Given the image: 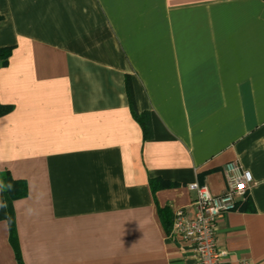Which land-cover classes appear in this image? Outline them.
Here are the masks:
<instances>
[{"label": "crops", "instance_id": "crops-1", "mask_svg": "<svg viewBox=\"0 0 264 264\" xmlns=\"http://www.w3.org/2000/svg\"><path fill=\"white\" fill-rule=\"evenodd\" d=\"M0 48V175L25 186L0 264H195L173 215L230 162L252 183L222 264H264V0H0Z\"/></svg>", "mask_w": 264, "mask_h": 264}, {"label": "built area", "instance_id": "built-area-1", "mask_svg": "<svg viewBox=\"0 0 264 264\" xmlns=\"http://www.w3.org/2000/svg\"><path fill=\"white\" fill-rule=\"evenodd\" d=\"M226 183L225 193L213 196L206 186L191 184L190 192L196 196L194 218L188 219L183 209L173 215L172 231L182 242L191 243L195 264H222L226 253L218 248L216 241V221L219 216L232 211L238 199H242L251 183L252 177L238 163L230 162L223 168ZM240 264H250L240 262Z\"/></svg>", "mask_w": 264, "mask_h": 264}, {"label": "trees", "instance_id": "trees-1", "mask_svg": "<svg viewBox=\"0 0 264 264\" xmlns=\"http://www.w3.org/2000/svg\"><path fill=\"white\" fill-rule=\"evenodd\" d=\"M11 50L9 48H0V67L7 66ZM125 88L130 110L132 111L133 118L140 125L143 139L149 140L152 137L151 121L149 114L138 113L135 105V99L133 98V89L129 76L125 77ZM10 107L0 105V116H4L10 112ZM25 195V186L23 183L12 180L8 173H1L0 175V220H6L7 223H11V230L13 229V215H12V203ZM168 225V223H167ZM14 240V239H12ZM17 264H23L21 257L16 252Z\"/></svg>", "mask_w": 264, "mask_h": 264}, {"label": "rangeland", "instance_id": "rangeland-1", "mask_svg": "<svg viewBox=\"0 0 264 264\" xmlns=\"http://www.w3.org/2000/svg\"><path fill=\"white\" fill-rule=\"evenodd\" d=\"M150 2L154 4V3H157L158 0H150Z\"/></svg>", "mask_w": 264, "mask_h": 264}]
</instances>
